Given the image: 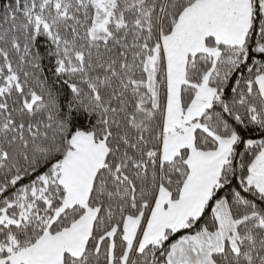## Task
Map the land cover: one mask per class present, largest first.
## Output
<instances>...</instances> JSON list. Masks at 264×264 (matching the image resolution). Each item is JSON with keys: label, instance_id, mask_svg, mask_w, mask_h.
<instances>
[{"label": "snow or ice", "instance_id": "obj_1", "mask_svg": "<svg viewBox=\"0 0 264 264\" xmlns=\"http://www.w3.org/2000/svg\"><path fill=\"white\" fill-rule=\"evenodd\" d=\"M0 264H264V0H0Z\"/></svg>", "mask_w": 264, "mask_h": 264}]
</instances>
